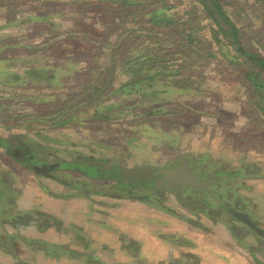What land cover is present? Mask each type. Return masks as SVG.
Here are the masks:
<instances>
[{"label":"rangeland","instance_id":"1","mask_svg":"<svg viewBox=\"0 0 264 264\" xmlns=\"http://www.w3.org/2000/svg\"><path fill=\"white\" fill-rule=\"evenodd\" d=\"M3 1V6L0 3V26L5 24L7 27L1 32L14 34L6 40L12 45L30 44L34 48H41L39 51L21 48L1 50L0 58L14 61L7 67L25 76L22 72L25 66L30 68L52 64L57 68L60 63L72 60L74 65L68 75H61L60 82L64 85L58 87L41 81L34 85L30 82L23 85L16 83L13 88L0 83V95L19 99L16 102L8 101L17 107L9 106L0 117L13 121L11 118L16 112H30V116L44 115L47 122H51L52 118L57 120L56 127H50V123H31L43 136H33L40 145V151L27 140L31 135L30 128H13L9 132L0 129L2 137L11 141L12 145L24 146L16 151L15 159L18 161L0 148V203L12 191L17 194V201L25 197L23 209L28 208L27 213H31L29 200L36 194L34 185L43 182L52 194L73 191L79 195V198L73 199L71 207L73 205L74 209L85 210V216L81 219L87 235H90L92 213L133 207L135 213L130 218L136 223L124 222L122 225H135L136 235L130 233L134 236L132 243H124L132 246L127 256H123L122 248L118 247L120 256L124 257L122 260L139 264H264V126L249 115L246 104L252 94L247 92L248 86L241 82L242 73L218 74L224 68L218 61L209 59L201 47L194 46L186 50L177 47V50L174 47L176 44H173L168 52L179 54V62L184 63L182 72L191 79L189 85L205 90L204 93L192 97L177 96L169 102L161 100L164 104L158 106L164 108L165 113L155 116L147 114L154 107L152 104L138 106L118 119H115L117 109L103 111L96 117L93 108L88 109V105L96 101L107 104L114 100L111 93L122 81L121 61L129 46L127 39L122 41L121 33L129 28L135 29L145 20L146 13L163 6V3L172 6L171 13L179 27H193L196 30L205 22L198 18L192 0H140V5L128 6L106 0H45L35 6H28L30 1H19V4H13V0ZM241 1L245 2V14L250 17V22L256 28L264 29L261 27L264 22L262 8L252 0ZM92 2H96V5L89 6L88 3ZM5 8H14L15 12H7ZM23 10L50 18L45 20L46 23L29 24L23 29L9 27L8 22L23 17L20 13ZM97 12L107 15L100 17L96 15ZM47 23H52V28ZM221 26L229 30L225 23L222 22ZM192 34L199 37V42L209 40L205 33L194 31ZM76 35L78 39L74 40ZM249 38L254 39L253 35ZM68 40L74 44L73 47L62 46ZM97 56L102 58L96 59ZM58 73H55L56 77ZM39 76L42 79L45 73H39ZM95 87L100 89L96 90ZM27 88L32 89L27 92ZM26 95L50 96L53 100L35 103L30 99L25 101ZM181 100L202 113L181 110L182 107L177 104ZM124 105L127 103L124 102ZM80 109L88 110L83 115V122L74 124L69 121ZM12 121H8V124H13ZM173 122H176L174 127ZM170 129L175 131L171 133ZM46 147L51 150L45 152ZM28 151L39 152V161L28 162ZM206 155V163L218 161L224 170L246 169V179H241L243 184L238 187L233 185L234 182L223 181L227 176L221 177L215 187L217 192L223 191L221 205H213L215 197H204L200 192L186 188V185L183 191L177 187L168 189L156 186L154 179L149 178L123 179L125 183L135 184L124 186L119 191L121 189L117 182L109 178L100 179L104 177V165L96 167L98 162L103 161L119 175L125 170L159 171L183 164L188 173L196 176L191 180L203 186L218 178L217 170L210 171L208 165L200 163V158ZM36 167L39 174L33 171ZM79 167L81 171L77 172L75 169ZM96 171L99 179L94 178ZM256 174L260 177H255ZM92 177L94 180L89 179ZM73 178L78 180L76 182L88 179L91 184L77 186L78 191L60 184L61 181L73 183ZM46 187L41 189L43 195L49 192ZM224 187L228 189L225 191ZM123 189L131 193L129 198ZM120 194L123 198L119 197ZM131 195L136 197L134 202ZM181 199L187 204L192 203L193 207L189 210ZM152 203L162 204L175 214L158 211ZM11 212L12 208L0 211V221L2 219L3 222ZM138 212L144 216L138 217ZM158 213L164 215L155 217ZM237 214H245L255 228L237 218ZM1 227L3 224L0 225V262L10 264L16 252L7 249L8 238L2 233ZM9 230L13 231V228ZM160 238L165 241L161 248L157 247ZM149 245L156 246L159 253L154 258L158 262H153V257H150L149 254L154 253V250ZM256 256H260L263 261Z\"/></svg>","mask_w":264,"mask_h":264},{"label":"trees","instance_id":"2","mask_svg":"<svg viewBox=\"0 0 264 264\" xmlns=\"http://www.w3.org/2000/svg\"><path fill=\"white\" fill-rule=\"evenodd\" d=\"M19 1L20 3L22 1H30L31 4H28V6H35L38 4L40 5V3L45 0H13L12 3L19 4ZM97 1L101 2L103 0ZM106 1L117 5H140V0ZM252 1L256 6L262 8L264 19V0ZM192 2L197 8L196 14L198 18H200L201 21L205 22L203 26L197 27L196 30L193 27H179L176 19L171 13L172 6H167L166 3H163V6L156 8L149 13H146L144 15L145 20L139 23L135 29L129 28L128 30H125L123 33H121L122 41L124 39H127V42L129 43V46L126 50L127 52H125L121 61V65L123 66L120 72V75H122V81L118 82V86L110 88H113L111 95L114 97V100H111L110 102L108 101L107 104L105 102L96 101L93 104L88 105V109L93 108L92 111H94V117H96V114L103 111L108 112L113 109H117L115 119H118L129 114V111L135 109L138 106L143 107L146 105L149 106L151 104L154 105V107H151L152 109H150L147 114L149 116H155L156 114L165 113L164 108H160V106H158V104H164L163 102H161V100H164V102H169L171 101V99H175L177 96L192 97L204 93L205 90L194 88L193 86L189 85L191 79L188 76H185L182 72L184 63L181 64L179 62V54L177 52H168L170 50V47L173 44H176L174 46L175 49H177L178 47L180 50H186L187 48H191L194 46L201 47L202 51L209 59L218 61V64H220L224 68V71H221L218 74H223L225 72H229L231 74L233 72L242 73L241 82L244 83L245 86H248L249 90L247 89V92L249 91L252 94L249 97L248 104H246V107L250 110L249 115L250 117L256 119V121H260L262 123V126H264V29H258L254 26V24L250 22V17L245 14L247 10L244 1L192 0ZM0 3H2L3 6L4 1L0 0ZM95 3L96 2L88 3V5H96ZM174 7L176 6L174 5ZM13 9L14 8H5L7 12H13ZM27 11L28 10L21 11L20 13L23 14V17H20L17 20H12V22H8V26H11L13 28L19 27V29H23L26 28L29 24L46 23L45 20L50 18L32 15ZM96 15L105 17L107 14L97 12ZM110 16L112 17L113 15ZM222 22L229 27V30L224 29L221 26ZM47 24L52 28V23ZM6 27L7 26L5 24L3 26H0V51L7 48H21L25 49L26 51H39V49H41L34 48L30 44H10L11 42L7 41L6 38L12 36L13 33L9 34L1 32V30ZM261 27H264V22ZM194 31L205 33L207 36H209V40H206L204 43L199 42V37L196 38L195 35L192 34ZM250 35H253L254 39H250ZM178 37L181 38L178 39ZM75 39H78L77 35L74 36V40ZM200 44H202V46H200ZM70 45L72 47L74 45L70 40H68V42L66 43H62V46L65 47H69ZM189 52L194 53L193 50H189ZM99 58L102 57L97 56L96 59ZM13 62L14 61L12 59L0 58V72L2 74L0 83L10 88L16 86V83H20L21 85H23L30 82L34 85L39 81L46 82L51 86L55 85V87L64 85L60 82L61 75H68L70 71H72L71 67L74 65V62L72 60L71 62L66 61L64 63H60L57 68L52 64H46L44 66H32L30 68L25 66L24 70H22L25 76H22L18 75L17 72L12 71L11 68L6 66ZM47 72L50 73L47 74ZM57 72H59V75L57 74L58 76L56 77L55 73ZM39 73H45V77L41 79ZM22 87L23 86H21V88ZM31 89L32 88H27V92L31 91ZM95 89L98 90L100 88L95 87ZM170 95H172V97H170ZM26 97L27 100L25 101H28V99H30L35 103L50 102L53 100V98L50 96L36 97L35 95H26ZM17 100H19L18 97H11V95H0V115L4 114L9 106H14V104H11V102L7 103L8 101L16 102ZM124 102H126L127 105H124ZM179 102L180 103L177 104L182 107L181 110H188L194 113H202L198 110H195L190 105L185 104V101L181 100ZM14 107L16 108L17 106ZM87 111L80 109L77 114L69 118V121L73 122L74 124L82 123L84 119L83 115H85ZM30 114V112L26 114L22 112H16L11 118L13 119V121L2 116L3 118L0 117V129L9 132L13 128H30L31 135L27 137V140L30 143H34V146H36L39 150L40 145L37 143L38 141L35 140L33 136H36L38 138H41L43 136L39 134V131H37L35 129V126L33 127L31 123H50V127H56L57 120L52 118L51 122H47V117H44V115L41 116L40 114H37L30 116ZM74 116H76L77 118H73ZM8 121H12L13 124L9 125ZM64 122L67 123L66 121ZM175 125L176 122L172 124L173 127ZM173 131L175 130L170 129L171 133ZM1 135L2 133H0V148L5 150L6 154L12 157L15 161H18L17 159H15L17 155L16 151L21 150L24 146H14L12 145L11 141H9L7 138L2 137ZM47 150L51 149L46 147L45 152H47ZM37 154L39 155V152L36 153L34 151H28L26 155L28 162L33 160L36 161V159H38L39 161V158H37ZM202 157L200 158V163L208 165V169H210V171L217 170V180L206 183L203 186H201L200 184H187L185 187H190V190L200 192L204 197H215V200H213V205H221L222 203L220 197L221 192L223 191L220 190L217 192L215 189L216 185L220 183L221 177L223 178L227 176L228 178H223V181H229L232 183L234 182L233 185L235 187H238L241 186L243 184L242 182L246 179L244 178V176L247 174L246 169L240 168L236 171L224 170L221 164L218 163V161L206 163L205 160L207 159V155ZM82 163L87 164L84 161H82ZM98 163L99 165H97L96 167H102L104 165V177H101L100 179H110L114 182H117V186L120 188L135 184L133 182L125 183L120 177L116 178L119 175L115 174V171L113 169H110L108 167V164H105L103 161ZM20 164L23 163L20 162ZM81 167H79L80 169L75 170L77 172H80ZM33 171L35 172V170ZM254 176L258 178L260 177L258 176V174ZM94 178L99 179L97 171ZM243 178L244 180L241 181V179ZM89 179L94 180L93 177ZM64 182L65 181H61L62 184ZM183 189L184 187L181 188V191H183ZM224 189L226 191L228 187H224ZM123 190L126 191L127 189ZM13 193L14 192L12 191L8 192V194L11 195L4 198V200H2V203H0L1 212H4L6 208H12V212L9 214V217H5L8 219V221H14L15 218H19L17 217L18 215L16 216L17 200L15 199V196H17V194ZM181 201H183V204L189 210L193 207L192 203L187 204V202H184L183 199H181ZM152 204L164 213L175 214L172 210H170V208H167L162 204ZM208 205L210 204L208 203Z\"/></svg>","mask_w":264,"mask_h":264},{"label":"crops","instance_id":"3","mask_svg":"<svg viewBox=\"0 0 264 264\" xmlns=\"http://www.w3.org/2000/svg\"><path fill=\"white\" fill-rule=\"evenodd\" d=\"M35 172L39 174L37 167ZM76 180L73 178L75 183L64 182L60 184L64 188L73 187L77 190V186H85L86 183H91L90 180L86 181V179L79 180V182H76ZM165 182L164 185H160L154 179L156 186L164 187ZM34 186H36V194L32 196L34 197L32 200L31 198L29 200V205L32 207L30 209L31 213H27L28 208L23 209L25 197H21L16 203V216L18 215L19 218H15L14 221H8L7 218L3 219V222L2 219L0 221V225L3 224V227H1L2 233L6 234L8 238L7 249L16 252L10 264H139L130 260L129 262L122 260L124 257L120 256L118 251V247H121L122 255L127 256L128 252L132 250L131 245L126 246L124 243H132L131 239L134 236L130 233L136 235L135 225L128 226L122 225V223H136L133 218H130L135 213L133 207L113 209L107 213H92L90 216V235H87L86 227L81 219L85 216V210L74 209L73 205L71 207L74 202L73 199L79 195H76L73 191L52 194L43 182H36ZM44 186L49 190L47 195H43L41 191ZM119 191H122V189ZM126 191L129 198L131 193L128 190ZM119 197L123 198L122 194ZM131 199L134 202L136 197L131 195ZM136 215L140 217L143 214L139 215L138 212ZM160 215H164V213H158L154 216L161 218ZM11 228H13V231L9 230ZM148 237L150 236L148 235ZM159 241L160 244H157V247L161 248L165 241L162 238ZM149 246L155 253L151 252L150 257H153V262H158L154 258L159 253L156 251V246ZM3 255L9 256L7 253H3ZM256 257L258 260L262 259L260 256ZM126 259L128 260V258ZM0 264L6 263L0 262Z\"/></svg>","mask_w":264,"mask_h":264},{"label":"water","instance_id":"4","mask_svg":"<svg viewBox=\"0 0 264 264\" xmlns=\"http://www.w3.org/2000/svg\"><path fill=\"white\" fill-rule=\"evenodd\" d=\"M176 174H179V169L172 168V170H159V171H150V170H141V169L139 170L138 169V170L121 171L119 173V176L122 179H136V178L142 179V180H146L148 178L149 179H155V180L157 179V180H159L160 185H164L163 183L165 182V180H163V179L172 180L173 176H176ZM194 184L196 185V183H194ZM164 187L165 188L168 187V189H169L172 186L165 185ZM237 216H238L237 218H240L241 220H243V222H246V224L251 226V228H255V226L252 224L250 219L247 218L245 215L237 214Z\"/></svg>","mask_w":264,"mask_h":264},{"label":"flooded vegetation","instance_id":"5","mask_svg":"<svg viewBox=\"0 0 264 264\" xmlns=\"http://www.w3.org/2000/svg\"><path fill=\"white\" fill-rule=\"evenodd\" d=\"M174 169H179L180 175L176 174V176H173L172 180H167L165 182V185L177 187L178 189L179 188L181 189L183 186H185L187 184L195 185L191 179H193L196 176H193L192 174L188 173L187 167L185 165L180 164V165L176 166ZM168 170H172V169H168ZM163 180H166V179H163ZM157 182H159V180H157Z\"/></svg>","mask_w":264,"mask_h":264}]
</instances>
